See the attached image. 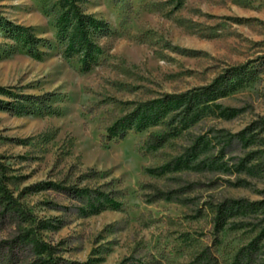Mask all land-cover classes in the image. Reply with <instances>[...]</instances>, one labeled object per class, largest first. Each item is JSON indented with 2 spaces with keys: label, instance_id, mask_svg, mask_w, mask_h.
<instances>
[{
  "label": "rangeland",
  "instance_id": "1",
  "mask_svg": "<svg viewBox=\"0 0 264 264\" xmlns=\"http://www.w3.org/2000/svg\"><path fill=\"white\" fill-rule=\"evenodd\" d=\"M77 11L112 29L91 31L104 59L89 72L58 39ZM30 36L41 41L32 47ZM223 74L233 76L209 105L196 98L189 126L161 149L140 151L162 125L107 139L135 102ZM0 86L11 92L0 99L23 110L0 107V178L35 216L23 226L40 225L57 256L205 264L209 250L217 264H264V129L255 125L264 115V0H0ZM190 154V167L154 174ZM51 184L114 191L118 203L87 215ZM228 198L241 201L222 208ZM2 226L0 240L17 232Z\"/></svg>",
  "mask_w": 264,
  "mask_h": 264
},
{
  "label": "trees",
  "instance_id": "2",
  "mask_svg": "<svg viewBox=\"0 0 264 264\" xmlns=\"http://www.w3.org/2000/svg\"><path fill=\"white\" fill-rule=\"evenodd\" d=\"M76 18L64 20L58 32L59 42L67 43L68 47L65 53L68 57L82 55L83 69L86 72L102 64L104 59V50L98 46L91 36L99 34L108 36L112 34V29L105 21L92 18L81 11H77ZM91 29V30H90ZM41 38L30 36V42L35 46ZM242 67L237 68L240 70ZM234 71L230 69L229 72ZM230 72V73H231ZM223 74L211 84L190 89L183 93H165L159 98L138 101L134 103L133 108L117 118L107 129L106 137L108 140H124L131 131L137 130L142 132L150 127L162 125L163 129L159 132H150L142 142L141 152L148 155L155 152L168 142L173 136H177L183 129L191 123L190 115L196 108L197 97H202L205 105L215 99L214 92L219 90L225 83V80L232 77L233 74ZM7 92L4 87L0 86V94ZM22 98L37 99L45 103L48 100V94L29 95L20 94ZM173 103H179V107L174 108ZM0 107L13 112H21L14 108L10 101L0 99ZM49 109L52 106L47 105ZM49 111V112H48ZM51 110H47L48 113ZM178 123V124H176ZM256 128L264 129V115L256 122ZM192 154L190 156H180L170 160L160 168H154V174L162 172H171L177 169H183L192 165ZM8 167L0 162V174H4ZM96 173V172H95ZM59 191L63 192L69 198L83 203L80 209L89 215L101 210L114 208L117 206V195L114 191L108 194L100 190L84 189L76 185L64 186L61 184H51ZM163 197V196H162ZM241 200L228 198L222 204V208H231L236 206ZM32 214L20 200L19 196L2 183L0 178V223L2 227L9 224H15L17 232L15 235L0 240V264H69V261L62 256L55 254V246L44 240L40 232V225L25 228L23 222L33 219ZM61 225L63 222H60ZM206 259L205 264H217V259L209 250L203 254Z\"/></svg>",
  "mask_w": 264,
  "mask_h": 264
}]
</instances>
